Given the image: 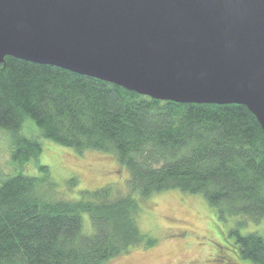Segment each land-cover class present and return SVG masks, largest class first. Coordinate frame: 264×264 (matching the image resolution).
<instances>
[{
    "label": "trees",
    "instance_id": "obj_1",
    "mask_svg": "<svg viewBox=\"0 0 264 264\" xmlns=\"http://www.w3.org/2000/svg\"><path fill=\"white\" fill-rule=\"evenodd\" d=\"M28 124L35 132L28 127L25 135ZM0 129L13 137L14 162L37 158L42 139L77 152L113 154L129 171L130 190L123 196L104 186L82 190L77 200L49 201L39 192L50 183L45 166L39 167L43 179L7 176L0 182V264H102L152 246L154 238L140 231L136 217L138 200L158 191L200 194L220 219H264V131L243 105L159 101L6 57ZM229 235L243 260L264 264V237L238 230Z\"/></svg>",
    "mask_w": 264,
    "mask_h": 264
},
{
    "label": "water",
    "instance_id": "obj_2",
    "mask_svg": "<svg viewBox=\"0 0 264 264\" xmlns=\"http://www.w3.org/2000/svg\"><path fill=\"white\" fill-rule=\"evenodd\" d=\"M6 57L159 101L240 104L264 131V0H0Z\"/></svg>",
    "mask_w": 264,
    "mask_h": 264
},
{
    "label": "rangeland",
    "instance_id": "obj_3",
    "mask_svg": "<svg viewBox=\"0 0 264 264\" xmlns=\"http://www.w3.org/2000/svg\"><path fill=\"white\" fill-rule=\"evenodd\" d=\"M28 127L31 133L35 132L28 124L21 130L23 134L26 135ZM40 141L42 152L37 158L26 163L14 162L11 158L13 137L9 131L0 129V182L18 172L39 179L44 175L39 167L45 166L50 183L42 184L39 192L49 201L77 200L82 190L92 191L104 186H111L113 194L125 196L130 192L129 171L113 154L95 150L77 152L48 139ZM73 180L76 185L69 186ZM138 204V227L146 236L153 237L155 244L135 247L102 264H248L232 248L234 236L229 232L238 230L240 235L256 232L264 237V219L217 218L200 194L173 189L158 191L138 200ZM84 220L88 231L87 215Z\"/></svg>",
    "mask_w": 264,
    "mask_h": 264
}]
</instances>
